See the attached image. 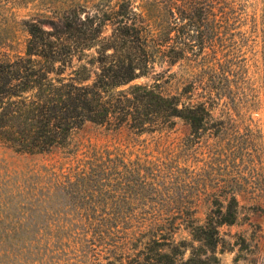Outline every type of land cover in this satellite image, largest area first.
Masks as SVG:
<instances>
[{"label": "rangeland", "instance_id": "374dc122", "mask_svg": "<svg viewBox=\"0 0 264 264\" xmlns=\"http://www.w3.org/2000/svg\"><path fill=\"white\" fill-rule=\"evenodd\" d=\"M67 1L0 0V60L23 55L26 22L51 18ZM240 1L234 39L216 45L234 77L198 131L174 117L151 131L86 123L46 153L0 141V264H90L94 252L83 238L110 216H118L116 236L156 225L185 242L186 258L199 245L188 224H202L232 195L236 218L219 227V262L264 264V0ZM205 52L158 65L159 75L133 83L156 84L185 103L200 99L199 82L218 66Z\"/></svg>", "mask_w": 264, "mask_h": 264}, {"label": "trees", "instance_id": "16d2710c", "mask_svg": "<svg viewBox=\"0 0 264 264\" xmlns=\"http://www.w3.org/2000/svg\"><path fill=\"white\" fill-rule=\"evenodd\" d=\"M241 6L240 0H68L51 18L27 21L24 54L0 60V141L18 152L46 153L86 123L151 131L174 117L198 131L234 77L216 45L234 39L231 26L240 23ZM259 31L264 39V22ZM207 49L218 66L213 62L209 81L199 82L200 99L185 103L156 84L133 83L159 75L158 65L191 54L203 58ZM236 206L232 195L202 224H188L199 245L192 243L186 258L185 242L156 225L116 236L118 216L102 217L83 238L86 251L94 252L89 263L220 264L219 227L235 221Z\"/></svg>", "mask_w": 264, "mask_h": 264}]
</instances>
